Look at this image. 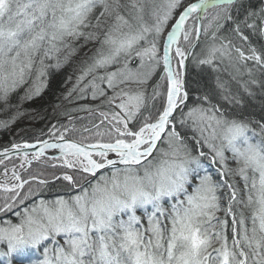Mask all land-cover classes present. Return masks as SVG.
<instances>
[{
  "label": "snow or ice",
  "instance_id": "6c2138e0",
  "mask_svg": "<svg viewBox=\"0 0 264 264\" xmlns=\"http://www.w3.org/2000/svg\"><path fill=\"white\" fill-rule=\"evenodd\" d=\"M257 35L264 0H0V101L39 96L92 44L68 96L109 109L89 136L53 125L4 149L21 168L57 150L61 171L0 183V214L16 218L0 217L3 264H264V117L247 111L264 94ZM53 182L64 194L46 199Z\"/></svg>",
  "mask_w": 264,
  "mask_h": 264
},
{
  "label": "trees",
  "instance_id": "16d2710c",
  "mask_svg": "<svg viewBox=\"0 0 264 264\" xmlns=\"http://www.w3.org/2000/svg\"><path fill=\"white\" fill-rule=\"evenodd\" d=\"M251 3L255 7H259L261 0H251ZM247 34V33H246ZM206 38L202 36L201 41L205 40ZM252 44L254 46L259 47L260 45L264 44V37L260 36H252L250 37ZM67 70L66 66L65 69H53L50 72L49 78H48V86L42 91V93L39 96L34 97L31 100H24L23 101V110L31 111V113H34V118L36 121V126L34 129L28 130L25 133H23L22 137L16 136L15 138H10L8 131H11V129L15 126L18 119L20 118L17 116V101L20 100V97L24 95V89H19L16 93L11 94L9 97V101L7 105L3 101H0V121H9L13 116H17L14 123H9L8 127H0V148L10 145L12 143L18 142V140L23 141H32V140H38V139H46L50 137V133L53 131L51 130L52 126L55 124L56 126L60 125H67L70 122L75 121L76 127L75 132L73 133L74 138H80L81 136L87 135L88 132H83V129L85 126L90 125L93 126V124H99L100 122L98 115H95L94 112L88 111L85 114H81L74 118H71V115H74L76 113H79L78 111V105H75V102L77 98H75V95L68 96V94L65 96V102L67 103L65 107L60 110H55V105L58 99V96L63 93H61L62 89L65 92V86H63L64 79H66V72ZM214 76V73L211 69L207 68L206 66L202 68H196L191 65H189V74L188 79H201L202 81H207L209 84L212 83V78ZM27 87V86H25ZM256 91V96L252 99L251 103L248 106V113H250L256 120H260L262 117H264V94H262L259 89H254ZM149 107L152 105V101H149ZM159 106V104H157ZM34 111V112H33ZM84 113V112H83ZM80 114V113H79ZM65 118V119H62ZM101 118V117H100ZM57 121V122H56ZM86 128V127H85ZM92 129V127L90 128ZM101 130L103 131V126H101ZM191 135V132L188 133ZM89 136V135H88ZM20 142V141H19ZM91 142V141H90ZM22 155L12 156L10 158H7L1 163V166L8 163L13 162L18 159H20ZM42 158L40 161H37L33 166H31L28 170L23 171L22 178L27 179L29 174H41V178L48 177L53 171H55L57 174L61 171L59 167L53 169L50 167L51 164H59L58 161H54L49 157ZM27 187V186H26ZM227 193V190L224 189ZM64 194L61 185L59 182H53V190L48 191L45 190L43 193L44 197H52L55 195H62ZM6 194L0 190V203L3 202L4 196ZM31 203V201H27L26 204ZM23 207V206H21ZM218 215H223L222 213H218ZM14 215L13 213H8L6 216L3 214H0V217H2L4 220L6 218H12ZM14 220L16 218H13Z\"/></svg>",
  "mask_w": 264,
  "mask_h": 264
},
{
  "label": "rangeland",
  "instance_id": "374dc122",
  "mask_svg": "<svg viewBox=\"0 0 264 264\" xmlns=\"http://www.w3.org/2000/svg\"><path fill=\"white\" fill-rule=\"evenodd\" d=\"M93 50H94V45L89 44L88 46L83 48L77 55L71 57L69 59V61L67 63L63 64L62 67L60 68V69H65V66H66L67 70H65V71L68 72V73H66L67 74L66 75V79H64V82H63V84H64L63 86H65V92L62 89L61 93H63V95L60 94L58 96V99H57V102H56V105H55V110L56 111L62 110L65 107V105L67 104L65 102V96L73 88V86H74V84L76 82V77H77V75H79L81 61L83 59H85V55L86 54L87 55H91V52ZM52 63H55V61H52ZM109 94H111V93H109ZM72 95H75V98H77L78 93L74 92ZM87 97H88L87 99H78L77 98L76 101H74L75 102L74 106L78 105L77 106L78 107V111H80L79 112L80 114L76 113L74 115H71V118H74V120L76 119L77 116L87 113L89 111L88 109H91L90 112H94L95 115H98V116H99V111H108L109 110L107 108V106L102 105L99 100L93 101L91 99V94L90 93H87ZM23 105H24L23 101H21V100L17 101V106H16L17 110L16 111L18 113H22V115H19L20 118L18 119V121L15 124V126L11 129V131H8V132H10L9 133V137L10 138H15L16 136L22 137L23 133H25L28 130L34 129L35 126L37 125L36 121H35V118H34V115H33L34 113H31L32 110L30 112L29 111L26 112L25 110H23ZM80 109H84V110H80ZM97 118H99V120H101L100 116L97 117ZM62 119H65V118H62ZM98 123H100V122H98ZM73 125L76 127V122L75 121L70 122L67 125H60V126H56L55 125V127L57 129H61L62 130V126H64V127H72ZM85 127L90 129L92 126L87 125ZM51 130L54 131L53 127L51 128ZM88 135H90V134L87 133V135H85V136H88ZM19 141L21 142V140H18V142H15V143H19ZM31 154L32 153H30V156H31ZM20 155H22V154H20ZM15 156H17V155H15ZM22 162L23 161H22V157H21L20 159H18L16 161L8 162V163H6V164H4L2 166H1V163H0V183H1V181H5L6 182L5 176H2V175H4L5 169H7V171L9 172L8 175H10L9 178H11V176H12V168L14 167L16 169V171L18 172V170L20 169V165L21 164H19L18 168H16L15 165H17L18 163H22ZM36 162L37 161H33L31 166H33ZM29 168L30 167L27 164H25L24 168H22V170L19 172L21 174V176L23 174V171L24 170H28ZM209 170L212 171V172H215V168H211ZM3 178H5V179H3ZM217 178H219V177H217ZM222 191L224 192V194L226 196V194H227V193H225L226 191L225 190H222ZM44 198L52 199V198H54V196L48 197V198L44 197ZM13 218H15V217L13 216L12 218H6L5 220L12 219L13 221H15ZM3 261H4V257H0V264H3Z\"/></svg>",
  "mask_w": 264,
  "mask_h": 264
},
{
  "label": "water",
  "instance_id": "95a60500",
  "mask_svg": "<svg viewBox=\"0 0 264 264\" xmlns=\"http://www.w3.org/2000/svg\"><path fill=\"white\" fill-rule=\"evenodd\" d=\"M190 2H195V0H190ZM46 139H50V138H46ZM36 141H37V140L23 141V142H19V143H25V142H27V143H35ZM11 145H12V144L0 148V161H3L4 159L9 158V157H11V156L20 155V154H17L14 150L11 151V152H9L8 154H5V153H4V149H5V148H11ZM38 148H39V145H37L36 148L27 149V151L29 152V154H30V153H34L35 151L38 150ZM58 155H59V153H58L57 150L52 151V149H49V150L46 152V157H53V156H58Z\"/></svg>",
  "mask_w": 264,
  "mask_h": 264
},
{
  "label": "built area",
  "instance_id": "2783aa9c",
  "mask_svg": "<svg viewBox=\"0 0 264 264\" xmlns=\"http://www.w3.org/2000/svg\"><path fill=\"white\" fill-rule=\"evenodd\" d=\"M19 164H21V163H18L17 165H15V167L18 168V167H19ZM13 168H14V167H13ZM13 168H12V169H13ZM21 170H22V168L20 167V169L18 170V173H19ZM8 173H9V172H8ZM2 176H4V175H2ZM9 176H10V175H8V178H7V179H5V178H3V179H5L7 183H10V182L13 183L14 181H12V180L9 178ZM9 180H10V181H9ZM1 183H5V181H1Z\"/></svg>",
  "mask_w": 264,
  "mask_h": 264
},
{
  "label": "bare ground",
  "instance_id": "6f19581e",
  "mask_svg": "<svg viewBox=\"0 0 264 264\" xmlns=\"http://www.w3.org/2000/svg\"><path fill=\"white\" fill-rule=\"evenodd\" d=\"M52 151H55V150L52 149Z\"/></svg>",
  "mask_w": 264,
  "mask_h": 264
}]
</instances>
